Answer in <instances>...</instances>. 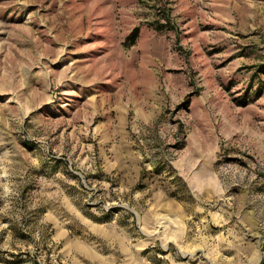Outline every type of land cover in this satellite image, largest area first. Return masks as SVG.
I'll return each instance as SVG.
<instances>
[{
    "label": "rangeland",
    "instance_id": "obj_1",
    "mask_svg": "<svg viewBox=\"0 0 264 264\" xmlns=\"http://www.w3.org/2000/svg\"><path fill=\"white\" fill-rule=\"evenodd\" d=\"M0 264H264V0H0Z\"/></svg>",
    "mask_w": 264,
    "mask_h": 264
}]
</instances>
